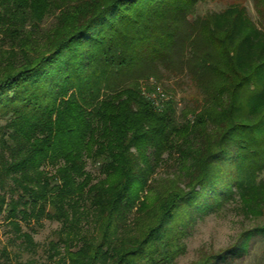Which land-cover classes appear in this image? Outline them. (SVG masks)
<instances>
[{
    "label": "trees",
    "instance_id": "trees-1",
    "mask_svg": "<svg viewBox=\"0 0 264 264\" xmlns=\"http://www.w3.org/2000/svg\"><path fill=\"white\" fill-rule=\"evenodd\" d=\"M199 1L0 0V214L27 248L20 220L45 218L59 223L54 264H172L197 209L264 169V57L245 67L213 15L189 20ZM160 64L212 74L203 104L177 114L143 87ZM164 162L174 171L155 178Z\"/></svg>",
    "mask_w": 264,
    "mask_h": 264
},
{
    "label": "rangeland",
    "instance_id": "rangeland-1",
    "mask_svg": "<svg viewBox=\"0 0 264 264\" xmlns=\"http://www.w3.org/2000/svg\"><path fill=\"white\" fill-rule=\"evenodd\" d=\"M207 13L213 15L209 23L215 29L220 32L221 28L222 31L230 33L231 44L241 42L237 58L245 67L251 56L261 52L264 57V21L260 20L252 0H201L196 3L188 19L193 20ZM49 21L51 19H47L45 24ZM206 37L209 43L211 37ZM193 44L200 50L206 48L200 36L193 40ZM181 68L183 71L176 74L175 70L179 69L176 66L164 67L160 64V78L141 80L143 87L155 85L161 98L174 99L177 102V114L184 106L191 108L202 105L206 99L205 84L211 88L215 80L208 73L205 78H201L203 82L200 80L201 83H198L186 71V66ZM86 169L97 176L96 165L87 163ZM173 171L174 166L164 162L157 167L154 177L172 174ZM243 179L231 196L221 200L215 209H197L183 238L184 251L172 264H192L204 255L216 253L229 246H241L244 249L243 256L229 264H264V169L249 179ZM58 228V222L45 218H41L36 224L20 220V231L29 233L34 242V246L27 248L23 239L17 237L18 233L5 219V212H2L0 264H54L57 256L53 259L48 256L53 252L48 242L55 238L54 231Z\"/></svg>",
    "mask_w": 264,
    "mask_h": 264
}]
</instances>
